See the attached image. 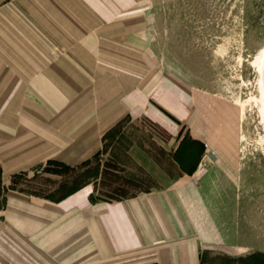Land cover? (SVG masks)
Segmentation results:
<instances>
[{"label":"crops","instance_id":"0c3cea01","mask_svg":"<svg viewBox=\"0 0 264 264\" xmlns=\"http://www.w3.org/2000/svg\"><path fill=\"white\" fill-rule=\"evenodd\" d=\"M113 20L95 15V0H0L4 179L49 161L80 165L127 120L165 129L169 145L180 136L147 86L116 72L133 64L116 56L131 46ZM153 165L159 184L129 198H99L94 183L61 200L8 190L0 264H205L204 252L220 237L196 174L174 177Z\"/></svg>","mask_w":264,"mask_h":264},{"label":"rangeland","instance_id":"374dc122","mask_svg":"<svg viewBox=\"0 0 264 264\" xmlns=\"http://www.w3.org/2000/svg\"><path fill=\"white\" fill-rule=\"evenodd\" d=\"M103 14L115 15L113 30L131 46L116 56L132 69L116 72L146 85L180 136L169 145L167 131L149 120L124 121L88 166L53 167L57 175L46 163L9 180L2 173L0 208L21 172L22 192L59 197L94 183L110 199L118 187L137 195L157 186V163L174 177L196 174L220 237L205 264H264V0H95V15Z\"/></svg>","mask_w":264,"mask_h":264},{"label":"trees","instance_id":"16d2710c","mask_svg":"<svg viewBox=\"0 0 264 264\" xmlns=\"http://www.w3.org/2000/svg\"><path fill=\"white\" fill-rule=\"evenodd\" d=\"M100 154V153H99ZM99 154H97L96 156H94V158H97L99 156ZM92 159L80 164V165H76V166H72V165H68V164H65V163H62V162H59V161H49L46 165V170L47 172H50L52 174H57V175H61V172L60 171H57V170H54L52 169L53 167H57L59 169H63V170H67V171H73L75 169H77L78 167H85V166H88L90 164ZM41 167V166H40ZM26 175V172H21L20 174H16V175H13L12 177V186H11V190H17L15 187L17 186V183H18V180L17 179H20V178H23L24 176ZM2 176V169L0 167V177ZM99 177H96L95 179H97ZM84 187V185H79L78 187L76 188H73L71 190H69L67 193L59 196V197H54L53 195H45V196H42L38 193H31V194H34V195H37V196H42V197H45V198H49V199H55V200H61L69 195H71L72 193H74L75 191L79 190L80 188ZM110 197V199H123V198H129V197H134L136 195L134 194H131L129 195L127 193V191H125L123 188H116L114 190L111 191L110 195H107Z\"/></svg>","mask_w":264,"mask_h":264},{"label":"bare ground","instance_id":"6f19581e","mask_svg":"<svg viewBox=\"0 0 264 264\" xmlns=\"http://www.w3.org/2000/svg\"><path fill=\"white\" fill-rule=\"evenodd\" d=\"M260 59L262 61V65H261L260 69H261V73H262V85H263V89H264V54H263V56H260L259 60Z\"/></svg>","mask_w":264,"mask_h":264},{"label":"water","instance_id":"95a60500","mask_svg":"<svg viewBox=\"0 0 264 264\" xmlns=\"http://www.w3.org/2000/svg\"><path fill=\"white\" fill-rule=\"evenodd\" d=\"M209 163H210V161L209 160H206L205 164L208 165Z\"/></svg>","mask_w":264,"mask_h":264}]
</instances>
